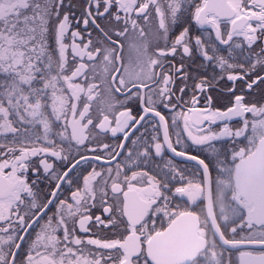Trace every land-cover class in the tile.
<instances>
[{"label":"snow or ice","instance_id":"1","mask_svg":"<svg viewBox=\"0 0 264 264\" xmlns=\"http://www.w3.org/2000/svg\"><path fill=\"white\" fill-rule=\"evenodd\" d=\"M73 7L0 0V264H17L34 225L19 264H264V103L249 99L264 100V0H87L79 17ZM220 81L224 110L209 92ZM186 91L192 106L175 111ZM144 121L154 134L135 136ZM183 134L214 153L209 141L231 146L213 169L177 150ZM168 152L196 166L178 169ZM41 176L55 182L43 201ZM73 184L71 202L60 198Z\"/></svg>","mask_w":264,"mask_h":264},{"label":"flooded vegetation","instance_id":"2","mask_svg":"<svg viewBox=\"0 0 264 264\" xmlns=\"http://www.w3.org/2000/svg\"><path fill=\"white\" fill-rule=\"evenodd\" d=\"M66 4L74 5V7L72 8V11L75 12L77 17H79L83 13L85 7L87 6V0H66ZM101 23H104V22L102 21ZM98 36H99V34L94 31L93 35H92L93 40H96L98 38ZM135 38L136 37H130V39H135ZM49 47L50 48L54 47V44L50 42ZM121 54L124 57V63L130 67V70L132 68H135L136 71H139V69L136 67L137 52L134 49H131L128 47V41H124V48H123V51ZM178 61H179V57H176V59H175V61H173V63H178ZM188 72L192 75H196L198 73H204V72H206V74L209 76H211L213 74L212 69H207V70L199 69L196 67V65H190L188 67ZM216 72H219V69H216ZM189 83L191 84V81H189ZM226 83H227L226 81H220V90H209L210 94L213 95V98H214L213 107L220 108L221 110H224V105L227 104V100L223 99L221 96L223 86ZM176 86H177V88H179L181 86L180 80H177ZM177 95H179V92H177ZM191 95L192 94L190 91H186L184 94V100L189 102L188 105L187 106L182 105V106L178 107L175 111H187V108L192 106L191 105ZM249 99L264 103V100H262L261 93L259 91L255 92L252 96L249 97ZM98 100H99V98H98ZM129 103L133 107L134 112L138 111V105L135 102L130 101ZM204 104H205V101L201 97L200 102L197 105V107L203 106ZM158 107H160L162 114H164L166 116V118L169 121V124L171 125L172 115L174 114L173 111H170L168 109H163L162 106H158ZM249 117H251V114H249ZM141 123L143 126L142 127L138 126L139 131L135 132V136H140L141 133H143L146 137H149L151 134H154L153 127H152V124L150 121H144ZM178 123L180 124V129L182 130L183 122L179 121ZM219 126H222L219 124V122L217 124H211V125L208 124L207 122H205V124L202 125V127L205 128V131H207L208 128H211L214 131H218ZM229 126L232 127L233 129H235L236 127H239L240 126L239 118H234L231 122H229ZM170 131H174V130H172L170 128ZM119 136H120V134H118V137ZM135 136H131L130 139H134ZM161 138H162V135H161ZM101 139H103V141L105 143H110V144H115V143L120 142L118 139L112 138L110 134L106 138L101 137ZM172 139L174 142V146L177 147L178 151L184 150V151L188 152V154H190V155H198L202 159L207 158L206 162L211 161L212 165H213V169L215 166L216 154L224 152L225 149H228L231 146L229 143L226 142V140L209 141V144L213 145L216 149V152L214 153L209 148V146L207 144L203 145V146H192L191 141H189L187 139L186 134L182 135V139L188 145L187 148H185L184 144L175 145V139H176L175 135L172 136ZM240 139H243V137H241ZM125 143H126V148L132 146L130 141L125 142ZM245 143H247V141H245ZM81 151L85 152V154L92 155V153L86 152L84 149H81ZM72 155L75 156L77 159L79 158L78 156H76L75 150L73 151ZM124 155H125V153H122V155L120 157H117V160H123ZM166 155L168 158H170L172 160L173 164L178 169H186V168L192 169L196 166L195 161H188L183 157L175 156L171 152H168ZM56 163L58 164L59 162L57 161ZM97 163H101V162H97ZM115 163H116V161H112L113 166L115 165ZM156 163H162V162L159 160V158H157L156 161L149 164L145 170H149V169L155 170ZM82 165H83V162H82ZM76 171L77 172H84V174H86V171H90V168H88L87 165H83L82 168H78ZM214 174H215V172H214ZM70 175H72V174H70ZM29 179H30V181L32 179H36V177L32 175L31 170L29 171ZM77 182L82 186V180H78ZM54 183H55L54 181L50 182L48 179H45L43 176H41L37 180V183L34 186V192H36L39 200L43 201L46 198H49L50 192L54 189ZM62 187H63V191L61 193L60 198L67 197L69 202H71V191L75 190L76 184H73L71 187H69L68 185H63ZM91 211H92L93 215H100L102 212V210L98 209V208H93ZM54 212H55V206L50 205L47 215H52ZM2 225H3V222H0V226H2ZM77 229H78V226H77ZM38 230H39V226L34 225V227L32 229L28 230L27 234L20 232L21 235H25V240L20 242L22 246H21V249L18 250L17 264H19L20 260L23 258V254H24V252H26L30 240L35 238V232ZM10 231H11V229H10ZM94 231H96V230L94 229ZM78 234L84 235L83 233H79V232H78Z\"/></svg>","mask_w":264,"mask_h":264}]
</instances>
